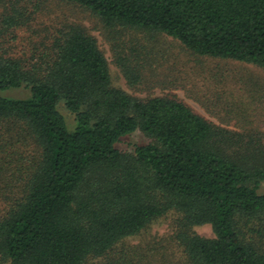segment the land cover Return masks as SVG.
Here are the masks:
<instances>
[{
	"label": "trees",
	"instance_id": "obj_1",
	"mask_svg": "<svg viewBox=\"0 0 264 264\" xmlns=\"http://www.w3.org/2000/svg\"><path fill=\"white\" fill-rule=\"evenodd\" d=\"M51 1L0 0V91L29 93L0 95V264H264V132L219 127L175 95L114 87L78 17L59 7L37 24ZM57 1L108 30L264 69V0ZM19 32L31 37L15 55ZM120 68L134 87L139 76ZM137 131L150 142L119 151ZM169 215L168 233L148 234Z\"/></svg>",
	"mask_w": 264,
	"mask_h": 264
},
{
	"label": "rangeland",
	"instance_id": "obj_2",
	"mask_svg": "<svg viewBox=\"0 0 264 264\" xmlns=\"http://www.w3.org/2000/svg\"><path fill=\"white\" fill-rule=\"evenodd\" d=\"M53 11L38 17L37 24H47L48 17H57L60 9H68L80 19L89 33L95 37L99 50L109 68L112 85L139 99L175 95L195 112L211 123L235 132L257 128L264 132V69L252 64L232 60L200 57L190 53L179 42L164 34H150L137 30H108L100 22L77 7H68L59 1L48 2ZM1 14V8H0ZM28 37L31 33L27 32ZM19 32V38L10 45L13 54L26 51L27 37ZM121 64L139 76V82L131 87L126 80ZM0 95L27 98L26 89L0 91ZM70 128L74 116L63 105L58 106ZM68 128V130H71ZM150 139L137 131L122 139L117 149L130 153L138 144H147ZM174 216L169 215L153 224L148 234L162 236L170 231ZM203 238H213L209 225L193 228Z\"/></svg>",
	"mask_w": 264,
	"mask_h": 264
}]
</instances>
